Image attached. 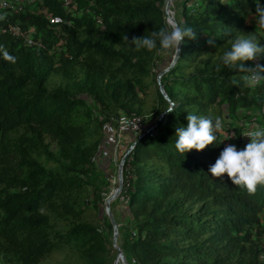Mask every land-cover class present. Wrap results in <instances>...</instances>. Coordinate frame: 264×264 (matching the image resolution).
Segmentation results:
<instances>
[{
    "label": "trees",
    "instance_id": "obj_1",
    "mask_svg": "<svg viewBox=\"0 0 264 264\" xmlns=\"http://www.w3.org/2000/svg\"><path fill=\"white\" fill-rule=\"evenodd\" d=\"M259 3L264 6V0ZM18 4V10L0 9V255L13 257L15 264H38L52 250L74 244L87 264H106L101 254L111 240L100 225L81 220L78 195L90 183L88 171L104 141L103 124L117 118V111L145 120L139 97L145 94L143 78L163 51H134L122 37L131 40L169 27L165 0ZM249 19L258 20L255 0L180 3L176 25L191 27L197 38H185L175 62L160 76L167 98L157 91L150 129L132 139L122 164L120 194L127 203L120 211L116 245L127 264H264L259 218L264 186L248 195L226 174L213 178L208 171L225 146L242 150L249 142L241 139V121L252 118L264 128V81L246 90V73L220 61V71L215 65L209 73L180 74L202 52L219 51L221 57L230 50L238 34L251 30ZM258 29L264 38V27L258 24ZM81 33L86 36L80 38ZM95 34L99 38L91 37ZM244 63L248 68L264 65V56ZM75 64L83 75L70 89L45 88L51 73L72 78ZM173 104L175 110L165 113ZM213 107L226 111L235 138L216 132V141L205 149L176 152V128L186 127L188 113L214 122ZM91 122L102 132L87 142ZM19 127L22 133L10 136ZM46 137L54 141L56 154L47 149ZM33 155L61 161L62 173L45 169ZM149 160L159 167L149 166ZM92 192L98 208V191ZM66 215L75 220L63 232L54 230L56 220Z\"/></svg>",
    "mask_w": 264,
    "mask_h": 264
},
{
    "label": "rangeland",
    "instance_id": "obj_2",
    "mask_svg": "<svg viewBox=\"0 0 264 264\" xmlns=\"http://www.w3.org/2000/svg\"><path fill=\"white\" fill-rule=\"evenodd\" d=\"M128 2H133L137 0H127ZM182 0H165V4H168V10L165 14V21L167 25L170 27L172 24L167 22V19L175 22L179 19L180 12V3ZM67 5H73V0H67ZM165 6V5H164ZM168 17V18H167ZM247 23L252 25L251 30L246 34H238L235 38L239 36H249L254 37L260 45H264V38L262 37L259 29L258 23L255 20L249 19ZM86 34L81 33V37H85ZM93 39L99 38L98 35L91 36ZM234 38V39H235ZM233 39V40H234ZM221 53L219 51L213 52H202L199 54L192 62L187 63L182 70H180V74L183 76L189 75L193 71H201V72H211L215 70V65H217L219 61ZM171 53H157L154 57L153 63L154 65H149L147 67L148 74L143 78V84L145 86V94H139V97L142 98V115L144 116V122H141V131H148V123L151 121V117L154 114V111L157 106V91L158 85L156 82V77L160 73V71L164 70L162 74L166 73L170 66L171 61ZM264 54H261L258 58L263 57ZM72 78L68 79L60 73H51L47 78L44 86L47 90L53 89L55 87H65L71 88L73 81H79L82 78V68L79 65H73L72 67ZM161 74V75H162ZM160 75V76H161ZM160 79V77H159ZM247 86V87H246ZM246 90L252 91L253 86H249L246 84ZM159 92V91H158ZM88 105L92 110V114H96L93 110L92 103L90 99H86ZM171 103V102H170ZM238 112H243L242 108H237ZM211 116L215 119L216 117H221L223 121V128L220 130L221 136L225 138H229V136L234 133V125L229 123V118L226 117V111L217 109L213 107L210 110ZM117 115H124L120 111H117ZM249 120V119H247ZM241 121L242 134L249 130H253L257 128V122L250 118L249 121ZM104 125V124H103ZM150 128V127H149ZM102 132V128H96L94 122L88 124V132L86 135V141L90 142L92 140L97 139ZM22 133V128L19 127L15 131L10 133V136L14 137ZM105 133V132H104ZM241 133V131H240ZM245 135V134H244ZM132 135L128 133L119 132L118 138L115 141V144L111 142L102 141L98 147V151L95 154V158L93 160V167L88 171V180L90 183L85 185V188L82 189L78 195L79 207L83 209L81 220L84 222H89L91 224H98L105 231L111 240V244H106V251L101 254L102 259L106 262V264H127L125 259L118 258L117 250L112 247L113 237L116 245V237L117 231L119 230L121 223L120 211L124 209L125 205L122 204L120 199V191L115 193L116 188L118 186V178H117V169L125 154L127 148L131 145ZM104 142V143H103ZM44 143L49 151L56 154V147L54 141L50 137H46ZM103 143V144H102ZM130 151V150H129ZM34 159L41 163L45 169L50 170L52 172L61 174L62 170L59 167V162L48 161L45 160L42 156L33 155ZM125 159V158H124ZM148 165L151 167H159V165L153 161L149 160ZM121 183L123 174L120 172ZM115 179V180H114ZM95 188L98 191V197L100 203L98 208H95L92 205L93 201V192L92 189ZM198 203L194 204L193 208L196 207ZM259 218L261 224L264 225V211L259 213ZM70 220H75L69 215L65 217H61L56 220V226H54V230L63 232L68 227V222ZM115 230V236L113 235ZM121 259V260H120ZM0 264H15V260L13 257L9 255L2 256L0 255ZM38 264H87L85 260L81 257L79 251L77 250L76 245L71 244L68 246H64L59 249L52 250L45 257H43Z\"/></svg>",
    "mask_w": 264,
    "mask_h": 264
},
{
    "label": "clouds",
    "instance_id": "obj_3",
    "mask_svg": "<svg viewBox=\"0 0 264 264\" xmlns=\"http://www.w3.org/2000/svg\"><path fill=\"white\" fill-rule=\"evenodd\" d=\"M255 4L257 23L264 27V6L259 3V0H255ZM185 38L195 40L197 32L191 27H182L178 24L152 31L149 36H133L131 40L127 35L122 37L134 51L157 50L176 56ZM208 43L214 45L213 40H209ZM261 54H264V45H260L254 37L242 35L231 42L230 50L219 57V61L227 68L246 73L243 80L247 85L258 86L264 81V65L257 64L255 67L248 68L244 62L253 61ZM220 64L217 65V71L221 70ZM233 83L237 82L233 81ZM174 110L173 104L164 112L171 113ZM186 120V127H177L175 132L177 139L174 148L182 155L193 149L201 151L213 144L217 139L215 133L223 128L221 117H216L213 122L211 118L188 113ZM243 136L249 141L245 147L237 150L233 144L225 146L208 171L213 178H222L226 174L233 185L245 190L248 195H254L258 186H264V128L249 130ZM234 138L235 133H232L228 139Z\"/></svg>",
    "mask_w": 264,
    "mask_h": 264
},
{
    "label": "built area",
    "instance_id": "obj_4",
    "mask_svg": "<svg viewBox=\"0 0 264 264\" xmlns=\"http://www.w3.org/2000/svg\"><path fill=\"white\" fill-rule=\"evenodd\" d=\"M64 4H67V0H64ZM0 9L7 10H18L20 9V5L18 4V0H0ZM97 23H100V20H96ZM11 32L13 34L17 33L16 29H12ZM36 45L42 47L41 43L38 41L33 42ZM104 141L111 142L112 146L115 144L116 139L118 138V133H128L132 135V139L136 137V135L141 131V117L133 112L129 114L119 115L117 118H110L107 122H105L104 126ZM150 129V128H149ZM248 132V131H247ZM247 132H244L246 134ZM243 134V135H244ZM247 137H241L242 140H245ZM132 141V140H131ZM132 144L127 148L125 154L123 156L126 157L129 150L132 148ZM122 164L120 166V170L122 172ZM115 180V179H114ZM120 193V192H119ZM120 199L123 205L127 203V197L120 194ZM264 257V253L260 255V258Z\"/></svg>",
    "mask_w": 264,
    "mask_h": 264
},
{
    "label": "water",
    "instance_id": "obj_5",
    "mask_svg": "<svg viewBox=\"0 0 264 264\" xmlns=\"http://www.w3.org/2000/svg\"><path fill=\"white\" fill-rule=\"evenodd\" d=\"M167 10H168V4H165V6H164V15L166 14ZM167 18H168V17H167ZM167 22L170 23V24H172V25H176L175 22H172V21H170V20H168V19H167ZM179 48H180V46H179ZM176 58H177V56H176L175 54H172V56H171V61H170V66L173 65V63L175 62ZM163 71H164V70L160 71V73L157 75V77H156V82H157V85H158V91H159V93H160L164 98H167L166 95H165V93H164V91H163V89H162V87H161V85H160V83H159V77H160V75L162 74ZM124 158H125V156L122 157V159L120 160V162H122V161L124 160ZM120 166H121V163L119 164L118 169H117L118 186H117V188H116L115 193L119 192V191L121 190V186H122V183H121V176H120V172H121V170H120ZM115 234H116V233H115V230H114L113 235L115 236ZM114 238H115V237H113V240H112V247H114V248L117 250L118 255H121V256L123 257L122 252L120 251L119 247H118L117 245H115ZM123 258H124V257H123Z\"/></svg>",
    "mask_w": 264,
    "mask_h": 264
},
{
    "label": "bare ground",
    "instance_id": "obj_6",
    "mask_svg": "<svg viewBox=\"0 0 264 264\" xmlns=\"http://www.w3.org/2000/svg\"><path fill=\"white\" fill-rule=\"evenodd\" d=\"M119 257L122 258V261H123V257H122L121 255H118V258H119ZM120 260H121V259H120Z\"/></svg>",
    "mask_w": 264,
    "mask_h": 264
}]
</instances>
